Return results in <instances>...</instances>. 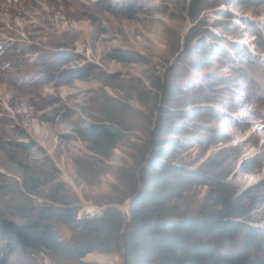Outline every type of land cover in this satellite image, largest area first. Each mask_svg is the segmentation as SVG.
Returning a JSON list of instances; mask_svg holds the SVG:
<instances>
[{
	"label": "rangeland",
	"instance_id": "374dc122",
	"mask_svg": "<svg viewBox=\"0 0 264 264\" xmlns=\"http://www.w3.org/2000/svg\"><path fill=\"white\" fill-rule=\"evenodd\" d=\"M191 2L0 0L4 217L24 221L68 195L82 213H99L118 198L123 169L142 158L170 87L183 91L179 113L204 110L186 118L189 136L175 160L191 174L172 203L207 214L241 196L237 217L264 237V0H193L192 21ZM113 115L116 144L98 150L86 129ZM52 223L73 246L70 225ZM254 251L262 262L264 239ZM124 261L122 253L19 248L7 264Z\"/></svg>",
	"mask_w": 264,
	"mask_h": 264
},
{
	"label": "trees",
	"instance_id": "16d2710c",
	"mask_svg": "<svg viewBox=\"0 0 264 264\" xmlns=\"http://www.w3.org/2000/svg\"><path fill=\"white\" fill-rule=\"evenodd\" d=\"M192 2L185 8L191 21ZM182 93L180 89H166L167 101L158 107V119L142 158L136 167L123 169V188L115 187L118 198L107 200L99 213H82L70 195L57 204L41 206L24 221L8 219L0 212V264H7L19 248L69 251L81 258L93 251L125 253L124 264H264V260L258 262L254 251L264 237L237 217L246 209L239 201L241 196L224 200L221 208L207 214H186L172 203L181 196V179L191 174L175 160L189 136L186 118L204 114L200 108L179 113L176 105ZM116 117L111 116L108 125L93 123L87 127L86 134L98 150L115 146L117 136L110 125L120 122ZM122 198L121 204L132 198L129 221L127 211L117 206ZM53 219L73 229V246L67 247L57 235ZM240 236L243 246L229 248Z\"/></svg>",
	"mask_w": 264,
	"mask_h": 264
},
{
	"label": "water",
	"instance_id": "95a60500",
	"mask_svg": "<svg viewBox=\"0 0 264 264\" xmlns=\"http://www.w3.org/2000/svg\"><path fill=\"white\" fill-rule=\"evenodd\" d=\"M131 200H132V198H129V199H128V202H131ZM127 211H128V216H129L128 221H129V220H130V207H129V209H128ZM123 258H124V260H125V253H123Z\"/></svg>",
	"mask_w": 264,
	"mask_h": 264
},
{
	"label": "bare ground",
	"instance_id": "6f19581e",
	"mask_svg": "<svg viewBox=\"0 0 264 264\" xmlns=\"http://www.w3.org/2000/svg\"><path fill=\"white\" fill-rule=\"evenodd\" d=\"M129 202H126L125 205H124V209L127 211L129 209Z\"/></svg>",
	"mask_w": 264,
	"mask_h": 264
}]
</instances>
